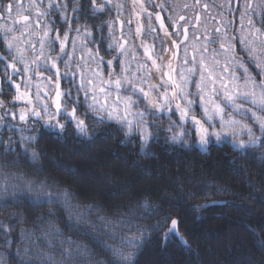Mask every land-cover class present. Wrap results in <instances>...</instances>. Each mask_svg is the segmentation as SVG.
Wrapping results in <instances>:
<instances>
[{
	"label": "snow or ice",
	"instance_id": "obj_1",
	"mask_svg": "<svg viewBox=\"0 0 264 264\" xmlns=\"http://www.w3.org/2000/svg\"><path fill=\"white\" fill-rule=\"evenodd\" d=\"M72 4V14H68V5ZM168 0H162L157 4L155 0H146L145 3L139 4L137 11L136 0H133L129 9L137 18L138 26L136 28L137 36L143 30V26L139 25V16L148 13V7H158L161 11L165 10ZM147 5V6H146ZM113 6V0H105L104 3L98 4L97 0H90L87 8L80 0H34L30 4V9H35L34 13L20 17L22 21L19 35L14 34L17 29L15 27L0 26V62L10 59V63L6 64V68H11V74L7 72L8 84L16 88L17 94L9 103L18 101H26L31 104L28 92L20 91V84L12 80L13 75H18L22 78V83L29 85L31 83L30 74L35 73L38 78H44V72H52L55 70L54 87L50 91L44 92V102L40 107H29L21 109L19 120L27 122L30 118H35L36 122L42 121V127L57 132L58 136H62L67 131V124L73 123L75 134L78 137L86 140H92L95 132L89 133L88 125L85 119H80L76 112L82 101L79 95L83 93L84 101L88 103V109L94 114L93 118H98L99 123H104L105 120L115 122L118 127L124 130L125 143L127 139L138 138L141 144V152L145 155L149 153L143 147L151 139L157 138L159 131L172 132L171 136H165L166 141L172 143L183 142V137L186 134V129L183 125L187 124L189 119L196 126L197 134L199 135V143L203 150L209 143L210 137H215L217 143L228 142L234 151H237L241 156L248 155L249 150H260L264 148V11L261 12V27L255 28L253 21H249L248 31L245 32L244 25H241V33L239 37L234 35L235 29L231 27L232 22L221 19L220 24L214 30L205 28L208 32V37H205L204 45L198 47V37H193L197 43L191 45L192 55L188 53V29L191 26L190 18L179 16V19L169 17L170 26L176 28L174 35L179 39L181 37L180 27L181 21L184 22L183 39L180 40V45L184 46V56L180 60L177 54L173 53L172 58L167 55L157 56L153 58L155 53L150 46L143 44L144 56L151 60L149 68L145 62L137 60L135 49H129L122 37L115 35V21L101 20L99 25L93 29L92 27L76 24L73 27L72 21L79 20L78 13L83 10L87 16L95 19L98 15L105 11H110ZM13 5L11 3L5 5L0 10L8 15L11 14ZM169 7H171L169 5ZM188 7V5H185ZM192 7H199V0ZM223 9V5H218ZM207 9L208 5H204ZM117 14L125 11V4H115ZM237 7L235 11H238ZM251 10L250 5H246L244 15ZM234 11L229 4L228 12ZM34 16V19H33ZM156 20L160 22V28L164 31L165 38L169 37V32L161 20L160 12L155 13ZM57 17L62 23H67L68 27L64 29V34L61 37L60 29L56 27ZM198 23L202 22V18L197 15ZM19 23V21L14 22ZM127 23L131 26L132 20ZM105 27L108 28V44L105 51H115L112 59L106 63L103 57L99 56V49H88L86 53L83 50L88 43L93 40L99 45L105 42L103 35ZM83 28V32L81 31ZM198 31V29H196ZM76 35L73 36L72 32ZM93 31L100 33L98 40L93 36ZM154 32L155 29H152ZM55 33V35H53ZM214 37V38H213ZM218 44V48H210L209 45ZM173 46H177L174 40ZM237 43L239 50L246 54V57L237 55ZM57 44L59 51L57 52ZM69 45L71 50H69ZM81 51L80 57L76 56V52ZM169 51L165 48V52ZM56 54L53 56L52 53ZM67 57V59H65ZM124 57V59H121ZM160 60L161 63H157ZM114 61L119 62L120 72L109 71L108 78L103 77L105 68H110ZM136 63V68L133 71V62ZM167 61V64H164ZM63 64L65 71H60L59 65ZM96 67L92 68L91 65ZM249 64H254L255 75L249 71ZM18 65L20 67H18ZM103 66V67H102ZM40 69H43L41 71ZM86 72H91V76H85ZM242 73V74H238ZM79 75V84L76 83V76ZM156 75L159 79L156 82H151L150 77ZM49 85L53 84L52 77H48ZM61 80H70L77 96L73 98L71 89L62 91L60 88ZM97 81L99 83L97 84ZM147 85V89L143 85ZM191 86L195 87V92L191 91ZM54 92V96L51 95ZM126 93V94H125ZM3 94L0 87V95ZM37 98L39 102L40 91L37 90ZM103 96L101 102L98 97ZM196 97H199L197 102ZM141 100L144 101L143 110H140L139 105ZM71 101L76 107L72 111H68V102ZM109 101H112L109 103ZM202 110V119H198L194 114L195 106ZM246 105H251L248 107ZM54 106V111L51 110ZM7 104L0 100V128H7L9 132L15 133L19 131L20 136L17 139L14 135H10L7 141H4L0 136V157H7L17 149L14 145L28 144L38 140L37 136L24 135L26 128L19 127L15 123H8L4 117L11 115L12 120L16 119L15 112L6 111ZM230 109V111H229ZM169 115L178 114L181 122V131L173 132V128L177 127L175 121H172L167 129L160 128L156 125L155 120H148L146 117L155 113H165ZM249 114H251L249 116ZM88 118V111L83 113ZM63 116L64 122H61L58 117ZM237 116L245 119H236ZM246 119H252L255 126L259 128V135L254 131V126L245 122ZM219 123V130L216 129V123ZM205 124L208 127H205ZM31 127V126H29ZM155 128V131L151 129ZM212 131H209V129ZM247 135V140L241 139ZM231 136L229 141L227 137ZM22 155L29 159V162L36 164L41 157V153L29 150L26 146L22 149ZM260 159L264 160V151L260 152ZM17 160H0V177L4 179V183L0 185V209L9 207L8 200L11 199L14 203H20L18 195L27 193H36L32 198L33 203H61L65 208H71L73 211L70 215L75 216L77 223L81 222L86 213L93 210V205L86 206L81 209L79 205H72L71 200L73 194L67 189L64 191H53L49 188L48 178L37 182L34 179H25L22 174L10 173L5 171L10 165H16ZM11 179L17 181L12 183ZM21 183L23 187H21ZM54 184L59 181L53 180ZM45 189H48L45 191ZM195 195V193H189ZM213 203H216L215 201ZM207 205H195V207H206ZM159 205H152L148 198L137 200L135 206L129 205L127 211H121L115 218L100 216L99 220L104 222L105 230L109 231V239L116 240L117 233L124 228H135L140 231L141 235H133L131 237H122L121 245L138 248L143 243L144 229L139 224L133 223V218L143 219L148 215H155L159 211ZM140 210V211H138ZM13 216L16 213H12ZM179 220L171 219L170 226L165 237L169 235H177V226ZM168 223V216L161 217L157 222L151 225L152 230L159 229L164 224ZM11 231L6 228L3 222H0V235L7 237ZM181 243L185 247H189L187 242L179 237ZM38 239L46 241V246L49 251H44L36 243ZM95 239V237H94ZM23 247L17 246L16 255L21 258L22 264H33V261H38V264H75L78 259H86L91 255L87 245L76 243L71 238H63L60 236V230L52 226L49 222L47 227H42L39 236H36L32 229H22L20 236ZM9 245L10 240H6ZM67 244L68 247H64ZM57 246L61 248L60 258L57 260L55 249ZM264 247V242H261ZM105 249L110 250L115 261L119 264H131L132 258L135 255L133 252L125 253L122 247L104 244Z\"/></svg>",
	"mask_w": 264,
	"mask_h": 264
},
{
	"label": "trees",
	"instance_id": "obj_2",
	"mask_svg": "<svg viewBox=\"0 0 264 264\" xmlns=\"http://www.w3.org/2000/svg\"><path fill=\"white\" fill-rule=\"evenodd\" d=\"M80 2L87 8L90 0ZM9 3L13 5L11 14L0 11V26L14 25L17 29L14 34L19 35L17 24L21 25L22 21L17 17L15 10L22 6L24 14L29 15L30 12L34 13L35 9H30L27 0H0V10ZM67 11L69 15L72 14L71 3ZM78 15L80 19L72 21L73 27L76 24H87L95 29L101 20L115 21V25L121 23L112 7L110 11H105L95 19L87 16L83 10ZM165 16L168 18L167 14ZM17 21L19 23L14 24ZM170 24L171 22H168L169 37L165 40L162 52L169 58L176 53L178 58L180 41L174 35L176 29ZM56 27L60 29L62 37L68 24L62 23L57 17ZM81 31L83 32V28ZM72 35H76L75 31ZM103 35V45L93 40L88 46L93 50L99 49V56L103 57L106 63L113 58L115 51H105L108 44L107 27ZM93 36L98 40L100 33L93 31ZM174 40L177 46H173ZM165 48L169 49L167 53ZM56 50L59 51L58 44ZM55 54L52 53L53 56ZM237 54L246 57V54L239 50L238 43ZM10 62V59L0 62V87L3 90L0 100L7 104L6 111L15 112L16 119L12 120L11 115H7L4 120L17 124L18 128L25 127L24 135H39V138L26 145H14L16 152L7 157H0V160L18 161L5 171L22 174L25 179L31 178L37 182L47 177L51 190L67 189L73 194L72 205H79L81 209L93 205V210L86 213L83 220L77 223L75 216L70 219L73 210L65 208L61 203H33L32 198L36 195L34 192L18 195L20 203L9 199V207L0 209V222L11 229L7 237L0 235V264H22L21 258L16 255L17 246H24L20 240L21 230L32 229L36 236H39L42 227H47L49 222L60 230L61 237L71 238L89 248L91 255L86 259H78L75 264H119L114 260L111 251L105 249L104 244L122 247L126 254L135 253L131 264H264V247L261 246V242H264V160L259 158L264 148L249 150L248 155L241 156L228 142L217 143L213 139L202 150L200 144L195 142L194 132L183 142L172 143L165 140V136L171 135L159 131L158 139L153 138L143 146L149 153L145 155L140 150L142 146L138 138L127 139L122 143L121 141L125 140L123 129L116 123H99L98 118H93L82 94L79 95L82 103L76 113L85 119L89 133L95 132L94 138L86 140L78 137L72 123L67 124V131L62 136H58L57 132L42 127V121L37 123L36 119L30 118L25 123L19 120V112L24 108V103H9L17 94L16 88L7 82L8 75H5L6 72H12L11 68L5 67ZM59 68L62 73L65 71L62 64ZM119 69V62L114 61L104 72L108 74L110 70H114L118 74ZM54 73L55 70L44 72V78L54 79ZM12 80L23 84L18 75H13ZM61 82L64 91L71 89L73 98H76L77 94L75 96V89L70 80ZM70 106L76 107L69 101L68 107ZM86 111L88 118L83 115ZM10 135L19 139L20 133H11L7 128H0V136L4 141H7ZM24 146L28 148L29 153L35 150L42 154L35 165L22 155ZM92 155L100 158V163L94 167L95 172H110V179L117 178L119 181L126 180L124 175L129 172V182L114 194L107 191L105 183L95 184L91 189L84 169ZM109 159L113 161L111 165L108 164ZM80 167H83L81 174L78 173ZM138 176L145 179L146 183ZM10 180L17 183L14 179ZM53 180L59 183L54 184ZM3 183L4 179L0 177V185ZM144 198H148L152 205H159L160 208L155 215H148L143 219L133 218V223L144 229L142 246L135 248L120 243L122 237L140 236V231L135 228H124L117 233L116 240L109 239L111 230L106 231L104 222L98 217L115 218L121 211L126 212L129 205L134 207L137 200ZM214 201L224 204L211 205ZM204 204L207 206L195 207ZM12 213L16 215L13 216ZM165 215L168 216V223L152 230L150 226ZM173 218L180 221L179 232L189 247H185L175 234L165 237L164 234ZM6 240H10L11 244ZM36 243L42 250L49 251L45 240L38 239ZM64 247L68 245L65 244ZM51 251L55 252L59 260L61 248L57 246ZM33 264H38V261L34 260Z\"/></svg>",
	"mask_w": 264,
	"mask_h": 264
},
{
	"label": "rangeland",
	"instance_id": "obj_3",
	"mask_svg": "<svg viewBox=\"0 0 264 264\" xmlns=\"http://www.w3.org/2000/svg\"><path fill=\"white\" fill-rule=\"evenodd\" d=\"M29 3V6L31 3L34 2V0H27ZM104 3L105 0H99L97 1L98 4ZM124 3L125 4V11L121 14H117L119 17V20L122 22H126L129 19L132 20L131 26L129 27L127 23L123 24V28L121 23H118L119 25H115V35L117 37H121L120 33L121 31H123L124 35L122 37L123 40H125L124 42L126 43V46L129 49H135V53H130V54H135L137 60L141 61V62H145L147 64V66L150 68L151 67V60H148L147 57L144 56V47L142 46V42L143 44H146L148 46H150L151 50L155 53L153 58H156L157 56H164L163 55V48L165 46V40L167 41V38H165L164 36V31L160 28V22L156 20V16L155 13L156 12H160L161 15V20L164 22V26L165 28H167V30L169 31V27H168V22H171L169 20V17H172L174 19H179V16H185L187 18H190L191 20V26L188 29V40H187V44H188V53L189 56L191 57L192 55V48L191 45L193 43H197L196 40L193 39V37H198L199 41L197 46L198 47H202L204 45V41H205V37H208V32L205 31V28H208L210 30H214L218 27H222V25L220 24V20L223 18L225 20H229L232 22L231 27L235 29V32L233 33L234 35H236L237 37H239L240 35H242L241 33V25H244V30L245 32L248 31V25H249V21H253L254 27L255 28H260L261 27V12L264 11V0H199V7H192L193 5L196 4V0H168V4L165 7L164 11H161L160 8L156 7H148L147 11L148 13H151V17L149 18L147 13L142 14L139 16V25L143 26V30L140 33L139 36H137L136 34V28L138 26L137 23V18L135 15H133V13L129 10L131 8V5L133 3V0H113V6L112 8L115 9V4L117 3ZM146 0H136L137 3V11L139 10V4L140 3H145ZM155 2L157 4L161 3L162 0H155ZM229 4L231 5V8L234 10L231 12V14H229L228 12V8H229ZM27 5V4H26ZM169 5L171 7H169ZM185 5H188V7H185ZM204 5H208V8L205 9ZM218 5H223V9L219 8ZM246 5H250L251 6V10L248 11L247 15H244L245 11H246ZM147 6V5H146ZM239 8L238 11H235L236 8ZM116 10V9H115ZM16 14L17 17H22L26 14H24V8L22 6H20L19 8H17L16 10ZM165 14L168 15V18H166ZM199 15L202 18V22L198 23L196 20V16ZM34 19V16H33ZM181 27H180V32H181V37L179 38V41L182 40L183 37V33H184V27L183 24L184 22L181 21ZM18 28L20 29V31H22L23 29L21 28L20 24H17ZM14 25H12L13 27ZM152 29H155V31L153 32ZM176 29V28H175ZM198 29V31L196 30ZM176 32V30H175ZM119 34V35H118ZM214 38V37H213ZM169 41V39H168ZM152 42V44H151ZM218 44L219 42H217V44H212L209 45L210 48H218ZM89 46L87 44V47L83 50L84 53H86L88 51ZM69 50H71L70 46H69ZM82 55L81 51H77L76 52V56L80 57ZM238 55V54H237ZM184 56V46L180 45V50H179V54H178V59L182 60ZM171 58V57H170ZM67 59V57H66ZM122 59H124V57H122ZM157 63H161L160 60H157ZM164 64H167V61H164ZM63 65V64H62ZM92 68H95L96 65L92 64L91 65ZM103 67V66H102ZM249 71H251L253 73V75H255V66L254 64H249ZM64 68V67H63ZM133 71L136 68V63L135 61L133 62L132 65ZM111 71V70H110ZM120 72V69H119ZM118 72V74H119ZM238 74H242V73H238ZM86 78L91 76V72H86L85 73ZM103 77L105 79L108 78V74H106L103 71ZM30 78H31V83L29 85H25V83H23L21 85L20 82H18V84H20V91L23 92H28L29 94V98L31 99L32 103L28 104L26 101H23L24 103V108L22 109H27L29 107H33L35 105V107H40L44 102H46L44 100V92L46 90L50 91L51 87H54V81L55 78L52 79L53 80V84L49 85L48 83V79L47 78H38L35 76V73H31L30 74ZM264 77H257V79H261ZM159 79L158 76L153 75L152 77H150L151 82H156ZM20 81V80H19ZM76 83L77 85L79 84V75H77V79H76ZM99 83V81H97V84ZM146 89H147V85H143ZM60 88L62 91H64L63 89V84L62 82H60ZM39 89L40 91V98H39V102H38V98H37V90ZM191 91L195 92V87L191 86L190 88ZM74 94L76 96V91L74 90ZM83 95V93H81ZM126 94V93H125ZM51 95L54 96V92H51ZM84 98V97H83ZM98 99L103 102L104 98L103 96L98 97ZM196 100L198 102L199 97H196ZM112 101H109V103H111ZM28 104V105H25ZM86 105L88 106V103H90V101L85 102ZM33 104V105H32ZM248 107H251V105H246ZM68 107V106H67ZM144 107V101L141 100V103L139 105L140 110H143ZM73 107H68V111L71 112ZM54 111V106L51 109ZM230 111V109H229ZM20 114V112H19ZM91 114L94 116V114L91 112ZM194 114L197 116L198 119H202V110L200 109V107L195 106V112ZM76 115L80 118V115H78L76 113ZM251 114H249L250 116ZM261 115H264V113H261ZM62 117V119H60ZM35 119V118H32ZM58 119L61 122H64V117L60 116L58 117ZM146 119L148 120H155L156 121V125L160 128H164L167 129L169 127V125L171 124L172 121H175L177 124L176 128H173V132L176 131H181V122L179 120V116L178 114H172L169 115L167 112L165 113H155L152 115H148L146 117ZM236 119H245L244 117H240L237 116ZM105 122H110V123H115L112 121H107L105 120ZM246 123H248L249 125H253L254 126V131L256 132L257 135H259V128L258 126L254 125V122L252 119H246L245 120ZM86 123V122H85ZM73 124V123H72ZM74 125V124H73ZM205 127H208L207 124H205ZM219 123H216V129L219 130ZM183 128L186 129V134L183 137V140L185 138L188 137V135H191L193 132L195 134V142L199 143V135L197 134V130H196V126L192 124L191 120L189 119L188 123L183 125ZM152 131H155V128L151 129ZM209 131H212V129L210 128ZM166 132V131H164ZM168 135H172V132H167ZM247 135H244L241 137V139L247 140ZM215 139V137H210V141ZM232 137L228 136L227 140H231ZM200 144V143H199ZM100 158L94 155H92V157L90 159H88V166H86L85 170V174L88 176V183L90 185V188L93 189V185L95 184H102L105 183L106 184V188L107 191L111 194L117 193L119 190L122 189L123 185L129 182V177H131V173H127L124 176H126V180H118L117 178H115L114 180H111V173L109 172H100L97 173L95 172L94 167L98 166V163H100ZM109 161L108 164L111 165V163L113 162L112 159L107 160ZM81 166V165H80ZM83 167H80V171L78 172L79 174L82 173ZM108 170V168H107ZM133 176V174H132ZM114 177V176H113ZM144 183H146V180L143 179L141 176H138ZM128 178V179H127ZM122 186V187H121Z\"/></svg>",
	"mask_w": 264,
	"mask_h": 264
},
{
	"label": "water",
	"instance_id": "obj_4",
	"mask_svg": "<svg viewBox=\"0 0 264 264\" xmlns=\"http://www.w3.org/2000/svg\"><path fill=\"white\" fill-rule=\"evenodd\" d=\"M222 204H224V202H216V203H213V202H211V205H222ZM177 232H178V234H179V236H177L178 238L179 237H182V235L180 234V232H179V229H178V226H177ZM183 238V237H182ZM180 239V238H179Z\"/></svg>",
	"mask_w": 264,
	"mask_h": 264
}]
</instances>
